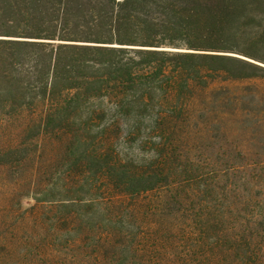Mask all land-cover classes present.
Wrapping results in <instances>:
<instances>
[{"label":"trees","instance_id":"1","mask_svg":"<svg viewBox=\"0 0 264 264\" xmlns=\"http://www.w3.org/2000/svg\"><path fill=\"white\" fill-rule=\"evenodd\" d=\"M0 169V264H264V0H0Z\"/></svg>","mask_w":264,"mask_h":264},{"label":"rangeland","instance_id":"2","mask_svg":"<svg viewBox=\"0 0 264 264\" xmlns=\"http://www.w3.org/2000/svg\"><path fill=\"white\" fill-rule=\"evenodd\" d=\"M216 85H217L216 87L221 88V89H241L242 87L248 85V82H235V83H232V82H221V81H218V82H216ZM203 137H205V136H203ZM245 139H246V137H245ZM201 143L207 145L208 144V140H205L204 142H201ZM39 144L41 145L40 147L43 150V153H42L41 156L44 158V161L47 162V161L52 159V164H53V159L59 157V155H57L58 154V150H59V145L56 144L55 140L49 141L47 143H44L42 141ZM244 150L247 151V148L244 147ZM6 172L7 171L0 169V180L2 178H5L4 176H6L5 175ZM7 195H8L7 190H5V191H3L1 193V195H0V206L3 205L4 199H5V197H7ZM147 196L149 197L150 201H153V202H157V201L160 202L161 201L162 203H166L170 199L171 195L169 193V190L162 189V190H158V191H154V192L148 193ZM28 204L33 205L34 201L33 200H27V199H21V200H19V205L17 206V208H21V210H25L27 208ZM171 209L175 210L176 209V205H173L171 207Z\"/></svg>","mask_w":264,"mask_h":264}]
</instances>
